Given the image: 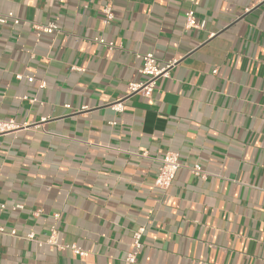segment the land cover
I'll return each mask as SVG.
<instances>
[{"label": "crops", "instance_id": "crops-1", "mask_svg": "<svg viewBox=\"0 0 264 264\" xmlns=\"http://www.w3.org/2000/svg\"><path fill=\"white\" fill-rule=\"evenodd\" d=\"M189 8L202 29L185 28ZM8 11L20 22L0 33V121L16 123L0 133V264H129L141 226L134 264H264V0H0ZM148 52L175 60L149 98L128 92ZM169 150L181 167L165 191ZM51 226L87 254L25 238Z\"/></svg>", "mask_w": 264, "mask_h": 264}, {"label": "built area", "instance_id": "built-area-1", "mask_svg": "<svg viewBox=\"0 0 264 264\" xmlns=\"http://www.w3.org/2000/svg\"><path fill=\"white\" fill-rule=\"evenodd\" d=\"M190 3H193L195 0H187ZM103 13V21L104 23H109L113 18V9L111 5H105L102 8ZM184 21L185 28H193V29H202L204 27L205 21L198 20L193 9L189 8L184 12ZM20 22V18L16 16L12 11L8 12H0V33L2 31V27L6 24L17 25ZM35 31L39 35L40 33H48L52 34L54 31L58 30V25L55 22H48L46 24L36 23L33 25ZM96 41L107 46L109 49L114 45V42H106L103 38H96ZM141 67L139 69L140 74H142L145 78L142 82H130L128 87V92H141L143 96L149 98L150 94L153 92L156 81L160 77L167 76L168 69L174 65L175 60L168 61L164 66H156L155 59L152 52H148L142 56H140ZM20 75L16 76L19 79ZM29 82H32V78L27 79ZM46 84L44 81H41L39 87L42 88ZM115 111L121 112L123 110V105L121 100L114 102L111 106ZM261 109L264 111V104L261 105ZM16 123L14 120H2L0 121V133L2 131L10 130L14 128ZM181 167V164L178 159V153L176 151L167 152L163 158L161 159L160 166L158 167V172L154 180V185L157 188L162 190L170 189V185L172 184L176 172L178 168ZM189 171L194 176L199 178H205L206 172L202 169L199 163H194L188 166ZM19 207V206H17ZM54 219L57 220L59 218V214H54ZM48 234L41 239H38L35 236V233L29 232L25 235V238L33 241L37 246L42 247L43 245L47 246L50 250L61 252L63 250H71L74 254L78 256H85L87 252L81 248L76 246L74 243H62L59 241V231L55 226H51ZM145 231V227L141 226L134 230L132 235V245L133 251H131L126 257L125 261L129 264H134L136 255L139 253L142 245L141 238ZM0 232H4L3 228L0 227ZM13 235L16 234V231L11 232Z\"/></svg>", "mask_w": 264, "mask_h": 264}]
</instances>
